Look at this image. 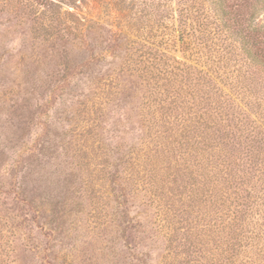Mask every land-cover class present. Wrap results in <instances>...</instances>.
Masks as SVG:
<instances>
[{
  "label": "rangeland",
  "instance_id": "1",
  "mask_svg": "<svg viewBox=\"0 0 264 264\" xmlns=\"http://www.w3.org/2000/svg\"><path fill=\"white\" fill-rule=\"evenodd\" d=\"M40 1L0 0V264H264V0Z\"/></svg>",
  "mask_w": 264,
  "mask_h": 264
},
{
  "label": "trees",
  "instance_id": "2",
  "mask_svg": "<svg viewBox=\"0 0 264 264\" xmlns=\"http://www.w3.org/2000/svg\"><path fill=\"white\" fill-rule=\"evenodd\" d=\"M40 2H42L41 5H43L47 9H52V7H55V2L52 1V0H50V1L49 0H41ZM262 2L263 1L259 0V5H261V7H262ZM261 9H262V11H264V8H261ZM51 12L53 13V11H51ZM233 26L237 27L238 24L234 21ZM257 31H258V33H256V37H257L258 44L260 45L261 50L264 51V24L261 25L258 28ZM230 35L232 36L231 33H230ZM235 35L237 37V33ZM217 39L219 41V38H217ZM245 39H246V37H244V40ZM245 42H246V40H245ZM222 50L225 51L227 54L233 55V48L232 47H229V46L225 45V46L222 47ZM212 52L217 53L215 48H214V50ZM262 57H263V55H262ZM217 59L219 60V59H222V58L218 57ZM227 59H230V58H227ZM223 60H224V58H223ZM260 68H261V70L259 71V83L262 86V88H264L263 87L264 86V60H262V62L260 64Z\"/></svg>",
  "mask_w": 264,
  "mask_h": 264
}]
</instances>
